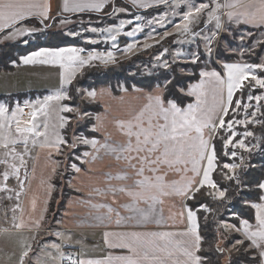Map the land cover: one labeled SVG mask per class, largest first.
<instances>
[{
	"label": "snow or ice",
	"instance_id": "6c2138e0",
	"mask_svg": "<svg viewBox=\"0 0 264 264\" xmlns=\"http://www.w3.org/2000/svg\"><path fill=\"white\" fill-rule=\"evenodd\" d=\"M132 4L140 8L153 7L154 5L164 4L170 8L181 5L187 8L182 15L180 23L173 25L178 33L184 36H191V41H182L194 43L197 40H203L205 51L204 55L212 58L214 47L221 32H227L225 23H247L260 24L264 26V0H232V2L221 3L220 0H206V2L193 3L192 0H132ZM107 0H74L69 4L65 0L64 10L73 12L84 11H102L108 7ZM111 13L106 15L118 14L128 11L127 8L112 5ZM50 6L41 5L35 2H25V0H0V32L5 29H14L5 37L14 39L17 36L31 35L35 29L24 27H15L22 21L31 16L40 17V23L49 19L48 12ZM227 21L221 17L225 15ZM206 17V22L214 23L215 31L206 35L204 29L199 31L193 30V25L201 16ZM136 21L140 20L137 16ZM70 21L61 19V24H67ZM156 23L163 26L162 19H156ZM133 24L132 20L127 22ZM152 23V21H149ZM126 27L121 21L118 26L101 29L110 33V39L115 42L117 35ZM87 30V29H86ZM95 32L97 29L92 28ZM143 31V26L135 23L130 31L126 32L127 36H135ZM79 35V33H70ZM171 33L166 32L165 36ZM241 41L244 36L240 37ZM95 42V41H93ZM27 43V40L24 41ZM264 43V42H259ZM134 44L126 46L124 51H131ZM144 48L152 47L151 44L145 43ZM84 50L77 48H44L34 51L29 55L22 57L24 64H33L39 60L44 64H58L65 69L63 74V84L71 85L75 79L76 68L90 64L94 60H101L104 63L115 62L113 52L105 54L88 53L86 56L81 55ZM165 53L167 49L163 50ZM180 56L181 53H176ZM201 53L194 52L191 55V63L197 65L200 61ZM160 66L165 69H171L172 64L163 56L157 57ZM223 70L226 76L215 70H202L199 72L200 82L193 84L185 91L180 87V81L175 82L169 78L167 85L175 89L180 94H186L195 98L194 103L181 107L176 100L169 99L166 91L170 90L165 86H157L152 91L144 93L146 103L134 111L127 120H117L116 124L119 131L126 137L125 141L117 143L111 139V135H105L103 143L96 138H87L84 136H75L69 144L60 132L53 130L49 133L47 123H38V114L48 116L46 109L49 107L48 102L55 99L56 101L71 100L67 91L60 92L53 96H48L43 102L37 101L35 104L25 102L26 107L34 110L30 114L29 121L24 127L21 122L16 120L17 113H22L23 109L17 105L16 111L11 113L13 123L9 122V109L0 105V129L4 130V135L0 136V149L4 150V159L0 164L6 165L4 171L0 172L3 183L0 184V192L14 193L17 200L21 195L24 184L27 180V173L24 174V180H21V167L25 166L24 156L28 151L29 137H31L32 146H37L38 138L39 147L55 148L56 153H61V146H68L73 149L77 143L90 146L96 153L103 149L106 153L115 155V158L124 160L132 174L125 173L120 179H131L132 185L122 187L120 192L125 193L131 203L123 207L132 213L127 217H121L119 212L109 207L106 217H96L98 220L111 219V214L115 212L117 216L116 223L119 225L123 221L144 224L156 219L160 209L157 204H163L164 199L177 196L183 201L179 216L186 218L188 224L186 230L180 233L174 232H106L105 241L109 248L127 249L130 255L108 256L105 260L92 259H73L71 255H66L61 249V243H51L46 245L47 248L54 250L56 255L48 253L50 258L55 262L57 259L63 264L64 260L70 264H112L115 260L117 264H214L213 256L218 254L228 258V264H233L232 253L236 252L241 255H251L255 262L258 258V264H264V178L254 179L246 182L243 173L251 165L246 163V157L240 152L247 153L249 156L254 149L264 152L261 142L246 143L248 137H254V133L247 130L249 123L264 124V119L257 120L256 113L261 112L264 107V63H224ZM72 70L69 71L68 69ZM262 74H257V72ZM206 85H212L213 105L211 108L206 107L207 89ZM260 89L261 94L253 95L254 89ZM247 89V94L244 90ZM127 93L128 88H122ZM135 92H143L142 89L134 88ZM80 99L94 101L98 96L105 94L111 95V89H103L97 92L94 89L86 90L81 93L76 89ZM240 92L239 96L236 93ZM255 102L254 104L252 102ZM249 109H253L249 111ZM59 112L77 114V119L91 118V113L86 110L81 112L79 107L73 108L67 104L59 106ZM243 113V118H240ZM264 116V112H261ZM59 127L65 128L68 125L69 117L59 116ZM97 124L93 126L92 131L99 132L103 128L100 116H96ZM243 128L245 131L239 132L237 129ZM50 135L55 139H50ZM215 141L220 144V153L217 152ZM23 145L24 151L18 152L17 145ZM51 156V152L49 153ZM83 157L95 159L91 152H84ZM75 159L81 162L85 161L81 156ZM239 162H234V161ZM16 161L19 163L17 164ZM69 167L74 172L79 173L81 168L77 163H71ZM239 170V171H238ZM169 173H175L181 176L180 180L168 181ZM10 176L15 177L19 183L20 190L9 188L7 181ZM219 181H229L234 188V195L239 196L241 193L248 194L254 187L255 194L259 202L245 201L249 207L256 210L255 224L247 219L241 220L240 224H230L226 221H220L217 229L215 243L209 244L205 249V238L200 233V224L198 221V209L212 211L208 204L200 202L194 206H188L187 201H197L201 197H208L217 203L226 205L232 197L228 195L229 188L222 187ZM250 184L252 187H250ZM99 191V190H97ZM8 199L12 196L7 195ZM141 204L146 207H140ZM20 206L16 205L12 211L15 213ZM35 207V201H33ZM98 207H103L102 205ZM39 226V221L35 222ZM13 227L21 229L25 227L22 221L18 222L13 217ZM239 234L232 240L228 246H223L228 235ZM57 237H63L62 233H55ZM179 237V238H177ZM31 245H25L20 254L19 264H24V258L28 257L31 251ZM218 264V261L215 262ZM235 264H239L236 261Z\"/></svg>",
	"mask_w": 264,
	"mask_h": 264
},
{
	"label": "crops",
	"instance_id": "0c3cea01",
	"mask_svg": "<svg viewBox=\"0 0 264 264\" xmlns=\"http://www.w3.org/2000/svg\"><path fill=\"white\" fill-rule=\"evenodd\" d=\"M115 1L117 0H107L109 6ZM121 1L140 12L147 11L154 7L167 6L159 4L153 7L140 8L134 6L132 0ZM25 2H35L50 6L48 12L50 18L83 14L100 15L109 7L99 12H73L64 10L63 6L65 0H25ZM68 2L72 4L74 0H68ZM148 2H151V0H148ZM220 2L228 3L232 2V0H220ZM245 2L247 3L248 0H245ZM255 2L258 3L259 0H255ZM31 18L40 19L38 16H31L28 19ZM221 19L225 22L227 21L226 13ZM214 23L213 21L201 26L202 29L205 30L206 35L211 34V31H215ZM225 26L228 31L221 32L219 38L226 35L227 38L233 39L236 34H238L239 37L247 35L250 38L257 30H263L258 36V39H264V26L258 23L247 24L243 22H232L230 25L225 23ZM15 27H17V25ZM10 30L12 31L14 29H5L0 32V35L4 32H11ZM206 89V107L211 108L214 103L212 85H206ZM29 92L35 91H28L26 93ZM39 92L44 93L41 91ZM144 93L147 92L133 91L124 93L121 97H115L111 92L112 98L110 99L112 100H110V104L101 102L102 112L97 116L101 117L103 128L99 132H94L99 136L98 140H100L101 143H103L104 136L108 134H110L111 139L117 143L125 141L126 137L119 131L116 121L129 119L134 111L144 105L146 103ZM11 95L16 94H3L0 97H9ZM26 101L27 100L22 103H16L14 107L19 105L21 108L24 107L26 109L27 107L24 105ZM9 110L11 109L9 108ZM12 110L16 111L14 108ZM40 119L41 118H37L38 123H42ZM11 122L13 121L11 120ZM20 122L24 123V125L27 123L24 119ZM96 124L97 121L94 119V125ZM40 139L41 138H38L37 146H32L31 137H29V145L32 151L31 158L27 160V152L24 156L26 162L25 166L21 167V180H24L25 172L27 173V180L19 200H17L20 207L16 209L14 216L17 218L18 222L22 221L25 227L21 229L14 228L13 217L11 216L7 217L5 215V217L0 220V264H19L20 254L24 250L25 245H31L32 250L29 252L28 257L24 258V264H61L59 259L54 262L48 255L49 252H51L52 255H56L54 250L46 247V245H50L51 243H61V250L75 249L79 259L105 260L110 255L113 257L130 255L127 249L109 248L105 241L104 234L106 232L135 231L180 233L186 230L188 221L186 218L179 216L183 201L177 196L165 198L162 205H156V207L160 209L156 217L159 223H156L155 220L144 224H137L135 221H123L118 225L116 223L117 216L115 212L111 214L110 220L96 219L98 216L106 217L109 207L118 211L121 217L132 215V213L123 207V205L131 203L130 198L125 193L119 191L122 187L131 186L132 180L118 178L125 173L131 175L132 170L128 168L124 160L118 161L115 155L106 153L103 149H101L99 153H96L90 146H85V148L87 152L93 153L95 159L82 156L87 162L79 161L81 164V171L79 173L74 172L73 177L66 183L67 189L71 195L67 198L64 210L56 221L48 219L49 205L55 194L54 180L57 177L59 163L61 161L59 160L60 154L56 153L55 148L38 146ZM16 147L23 148V145L18 144ZM50 152L51 156H49ZM1 156L2 152L0 153V158ZM16 163L18 164L19 162L16 161ZM13 179L16 180L15 177H13ZM180 179L181 176L175 173H169L167 176L168 181ZM16 182L18 181L16 180ZM16 189L18 191L20 190L18 186ZM33 201H35V207H33ZM100 205L103 207H98ZM140 207H146V205L141 204ZM14 208H16V206ZM10 212H12V210H10ZM36 221H39V226L36 225ZM57 232L62 233L63 237H70V239L57 237L55 235ZM112 264H117V262L113 260Z\"/></svg>",
	"mask_w": 264,
	"mask_h": 264
},
{
	"label": "rangeland",
	"instance_id": "374dc122",
	"mask_svg": "<svg viewBox=\"0 0 264 264\" xmlns=\"http://www.w3.org/2000/svg\"><path fill=\"white\" fill-rule=\"evenodd\" d=\"M193 3H200V2H206V0H192ZM127 4V3H125ZM128 5V4H127ZM129 6V5H128ZM131 7V6H130ZM126 8V7H123ZM158 7L151 8L149 10H154ZM128 11L126 12H120L118 14H112V15H101L102 18H99L97 20L91 21V20H85V19H77L75 20L74 16H67V17H52L50 19H47L44 21V29L38 28V25L34 23L33 25L29 27H24L28 29H35L36 31L32 32L31 35L27 36H17L14 39H8L5 38L7 34L0 37V46L7 45V44H17L20 42H23L25 40L35 42V39L42 35V37H46L48 33L53 34H63V36L67 39L74 40L76 45L78 47H71V48H77V49H83L84 51L80 53L81 55L86 56L88 53H94V54H105L109 51L113 52L115 56V62H108L104 63L101 60H94L90 64L85 65L80 68H76L75 71V79H73L71 85H65L63 84V74L65 73V69L61 68L58 64H44L40 63L39 60H37L36 63L33 64H24L22 58L19 61V64H14V71L10 73L6 72H0V96L5 94H13L19 95L21 93L25 94H38L35 97H32L30 99H27V103L29 104H35L37 101L43 102L46 97L48 96H55L56 94L60 92L67 91L68 95L71 97H76L78 100H63V101H56L55 99L48 102L49 107L46 109L48 112V116L45 117L43 115L38 114L37 118H41L42 123H47L49 125V133L51 134L53 130L60 132L61 135L64 136L66 140L69 141V144H71L73 138L77 135L82 136L79 134L80 129L85 130L88 128V120L89 118H84L82 120L77 119V114L75 112L73 113H62L59 112V106L61 104H67L69 106H72L73 108L79 107L80 111H87L88 109L85 108V106L80 105L81 103H85L87 106H100L101 102L110 104V98H112V95H103L98 96L96 100L94 101H86L80 99V96L77 94L76 89H80L81 93L85 92L87 89L85 87H79L74 90H71V86L75 83L78 77H88L91 73L97 72L98 75L102 74V72L110 73V72H120L124 71L126 72V76H135L137 73L138 76L141 77H150L152 75H155L158 71H169L172 72L173 69H176V73L183 77H191L192 72L189 70L183 69L181 66L184 65H193L191 61V55L194 52H199L204 55L205 46L203 43V40H197L194 43L189 42H182V41H191V36H184L182 33H178L177 29L173 27V25L178 24L182 20V15L185 11H187V8L183 5L179 7H173L170 8L167 6H162V9L159 10V12H149L147 14H134L129 8H127ZM148 11V10H147ZM111 13V12H108ZM139 16L140 20L136 21V17ZM61 19H67L70 21L67 24H61ZM111 19L116 20V25L118 26L121 21H123L126 25V27L120 32L119 35H117V39L115 42H113L109 37L110 33L107 31H100L101 29H108L109 27L105 26L107 22ZM156 19H162L163 20V26L161 24H158L155 22ZM106 20V21H103ZM129 20L133 21L132 25H129L127 22ZM149 21H152V23H149ZM135 23H139L143 26V31L137 33L135 36H127L126 32L130 31L132 27L135 25ZM206 22V17L201 16L200 19L193 25V30L199 31L202 29V25L204 26ZM113 27V26H112ZM92 28L97 29V31L93 32L91 31ZM87 29V30H86ZM13 31V30H12ZM169 32L170 35L165 36V33ZM212 32V31H211ZM70 33H79V35H71ZM226 36V35H223ZM221 36L217 39L214 47V52L212 58L206 57V62L203 64H197L199 67H201L202 70H215L221 73L222 76H226V72L223 70V64L225 61H219L217 59V56L219 54H224L226 56H235L237 57V61L233 63H246L243 59L244 56H250L252 58H257L255 53H258L260 51V47L264 43V39H258L256 36L250 37L247 35H244L245 40L241 41L238 34H236L233 39L227 38ZM249 38V39H248ZM95 41V42H93ZM145 43L151 44L152 47L144 48L143 45ZM134 44L135 47L131 51H124L127 45ZM26 45V44H25ZM69 49V48H66ZM167 49L168 51L165 53L163 50ZM181 53L180 56H177L176 53ZM255 54V55H254ZM163 56L166 58L171 64V69H165L162 66H160L157 57ZM201 60V56H200ZM259 63H264V53L262 54L261 58L258 59ZM216 65L218 67V70L213 68V65ZM175 66H178L176 68ZM196 66V65H193ZM69 71L72 69L69 68ZM136 74V75H137ZM257 74H262L259 71ZM94 76V75H93ZM102 76V75H101ZM95 78V77H94ZM99 78V77H96ZM200 80L197 82L199 83ZM89 83V81H87ZM195 83V84H197ZM167 85V83H164L163 86ZM126 85L123 83L122 86H119L116 90L120 91V97L125 92L122 91V88H124ZM192 86V85H191ZM190 86V87H191ZM189 87V88H190ZM108 89V88H107ZM258 89V88H257ZM28 91H35V92H29ZM37 91V92H36ZM44 92V93H40ZM98 92V91H97ZM112 92V90H111ZM147 92L148 91H143ZM19 93V94H18ZM114 95V93L112 92ZM184 96H187L186 94H182ZM13 96V95H11ZM115 96V95H114ZM115 96V97H119ZM188 98L193 100L194 103V97L187 96ZM18 103V100L13 101V105L10 108L8 101L1 102L0 105L6 106L8 109L10 108L8 113L9 122H11V113L14 111L13 108L16 109L17 107H14L15 104ZM255 103L254 101L252 102ZM25 105V104H24ZM22 113H17L16 120L23 121L26 120L27 122L30 119V114L34 110L31 107H27L26 109L23 107ZM253 109H249V111H252ZM66 116L69 117L68 125L65 128L59 127V116ZM243 113H241L240 118H243ZM256 119H260V112L256 113ZM13 128H15V122L13 121ZM24 123H21V127L25 126ZM261 124L259 123H249L247 130L251 132H255L257 128L260 127ZM92 128H89L90 132L94 133L95 131H92ZM239 132L245 131L243 128L237 129ZM64 132L66 135H64ZM4 135V130L0 129V136ZM66 136V137H65ZM98 136V135H97ZM255 137V135H254ZM254 137H248L246 140V143L252 144L257 143V139ZM50 139H55L54 136L50 135ZM86 145H82L77 143V147L75 149L68 147V146H61V153L59 160L61 161L59 163V171L57 172L58 179L68 178L69 174L72 172L74 173V170H72L69 165L71 164L72 160L76 161V156H83V153L80 151L85 148ZM21 149V150H20ZM18 152H23V148L17 147ZM257 150L254 149V154ZM2 152V156L0 160H3L4 157V150L0 149V153ZM28 154H27V160H30L31 158V146H28ZM240 152L247 158L246 163H248V157L249 155L247 153H243L242 150ZM251 154V155H252ZM79 162V161H78ZM234 162H239L234 161ZM6 168V165L0 164V172L4 171ZM239 171V170H238ZM55 181V180H54ZM3 183L2 177H0V184ZM65 183H67L65 181ZM7 185L10 188L16 189V187H19V183L16 182L15 179H13L12 176H10L9 180L7 181ZM17 190V189H16ZM63 190L60 191V194H62ZM7 195L12 196L11 199L7 198ZM0 192V220L5 217H14L15 213L10 210H13L14 207L18 204L17 199L15 197L14 193H8V194ZM202 212H206L202 209H200ZM255 210V209H254ZM207 211L206 213H208ZM1 224V223H0ZM1 229V228H0ZM239 234L232 233L227 236V238L224 241L223 246H228L232 240L238 237ZM239 253L233 252L232 253V261L239 256ZM239 258V257H238ZM251 259V258H250ZM222 264H228V258L224 256Z\"/></svg>",
	"mask_w": 264,
	"mask_h": 264
},
{
	"label": "trees",
	"instance_id": "16d2710c",
	"mask_svg": "<svg viewBox=\"0 0 264 264\" xmlns=\"http://www.w3.org/2000/svg\"><path fill=\"white\" fill-rule=\"evenodd\" d=\"M112 5H116L119 7H126L129 8L135 15L142 13L147 14L149 12H159L162 7H158L154 10H148L144 12L137 11L133 9L132 7L125 4V2L121 0L115 1L113 4H111L105 12L102 14L105 15V13L111 12ZM93 15V14H83V15H77L73 18L75 20L77 19H85V20H97L99 18H102L101 15ZM106 21V20H103ZM36 23L38 25V28L44 29V24L40 23V19L38 18H31L24 22H22L20 25H17V27H29ZM116 25V20L111 19L107 22L105 26L112 27ZM11 31V30H10ZM263 30H257L254 32L252 36L254 38L259 36ZM8 32H4L1 36H4ZM251 36V37H252ZM226 36H223L224 38ZM26 44V45H25ZM71 47H78L74 40L67 39L63 36V34L55 33L51 34L48 33L46 37L39 36L35 39V42L27 41V43L20 42L17 44H7L0 46V72H6L10 73L14 71V64H19L20 59L25 56L29 55L30 53L34 51H38L40 49L44 48H50V49H56V48H71ZM264 53V44L261 45L260 51L258 53H255L257 58H252L250 56H244L243 59L246 63L256 64L259 63L258 59L261 58L262 54ZM254 54V55H255ZM217 59L219 61H225V63H233L237 61V57L235 56H226L224 54H219L217 56ZM206 62V57L201 53V60L198 64H203ZM213 65V64H212ZM178 68V66H175ZM184 67L185 70H189L192 72V76L190 77H183L176 73V69H173L172 72L169 71H158L155 75H152L150 77H141L138 76V74L135 76H126V72L120 71V72H102V74L98 75L97 72L91 73L88 77H78L73 86H71L72 92L79 87H85L87 90L94 89L96 91H99L101 89H111L115 96L120 95V91L116 90L119 86H122L124 83L126 88H128V92H133L134 88L142 89L143 91H152L153 88L157 86H163L164 83H167L169 78H173V81L179 80L180 81V87H184L185 91H187V88H189L191 85L197 83L200 80L199 72L201 71V67L199 65L193 66V65H184L181 66ZM183 68V69H184ZM213 68L218 70V67L216 65H213ZM94 75V76H93ZM102 75V76H101ZM95 77V78H94ZM99 77V78H96ZM89 81V83H87ZM167 88L170 90L166 91V95H168L169 99H174L181 107H186L187 104L193 103V100L188 98L187 96H184L177 92L175 89H171L170 85H167ZM245 94H247V89L244 90ZM253 95H259L261 94L260 89H254L252 91ZM38 94H19V95H13L9 97H0V103L4 101H8L10 108L13 105L14 100H18L19 103H22L23 101L30 99L32 97L37 96ZM240 92L236 93V96H239ZM73 100H78L76 97H72ZM80 105L85 106L87 108V112L91 113V118L88 120V128L85 130L79 131V134L87 137V138H96L99 139V136L93 134L88 130L92 126H94V119L97 115H99L102 112V108L100 106L94 107V106H87L85 103H81ZM261 112H264V107L261 108ZM260 112V119H264V116H261ZM64 135L66 133L64 132ZM254 135L258 142H261V147H264V124H261L259 128H257L254 132ZM66 137V136H65ZM217 152L220 153V144L218 141H215ZM257 151L248 157V162L253 165L250 167L246 172L243 173V178L246 182H251L254 179L264 178V152L256 149ZM87 151L86 149H82L80 152L84 153ZM71 163H77L79 167H81V164L76 160ZM73 173L71 172L68 176V178L58 179L59 175L55 178L54 181V187H55V194L53 197L52 202L49 205V213H48V219L57 220L62 211L64 210L67 198L71 195L70 192L67 189V185L65 183L68 182L69 179L73 177ZM222 187H228L229 192L228 195L232 197L230 202L226 205H221L217 203L216 201L212 200L208 197H201L197 201L188 200L186 203L188 206H194L200 202L208 204L209 208L212 209V211H209L208 213L202 212L200 209H198V221L200 224V233L205 238V245L204 248L207 249L209 244L215 243V238L217 236V229L220 221H226L230 224H237L239 225L241 220L247 219L250 223H255V210L248 206L245 201H251V202H259L257 199V196L255 194L254 187L252 188V191L248 194L241 193L239 196L234 195V188L231 186V182L229 181H219ZM250 187L251 184H250ZM63 190L62 194H60V191ZM239 257V258H238ZM233 262L235 264L236 261H239V264H258V258L254 262L252 260L251 255H239ZM251 258V259H250ZM214 264L216 261H218V264H222L224 256L214 254L213 256Z\"/></svg>",
	"mask_w": 264,
	"mask_h": 264
},
{
	"label": "built area",
	"instance_id": "2783aa9c",
	"mask_svg": "<svg viewBox=\"0 0 264 264\" xmlns=\"http://www.w3.org/2000/svg\"><path fill=\"white\" fill-rule=\"evenodd\" d=\"M66 255H71L73 257V259H77L78 258V253L75 249H63L62 250ZM61 263V262H60ZM63 264H70L69 261L64 260Z\"/></svg>",
	"mask_w": 264,
	"mask_h": 264
},
{
	"label": "bare ground",
	"instance_id": "6f19581e",
	"mask_svg": "<svg viewBox=\"0 0 264 264\" xmlns=\"http://www.w3.org/2000/svg\"><path fill=\"white\" fill-rule=\"evenodd\" d=\"M24 125V124H23Z\"/></svg>",
	"mask_w": 264,
	"mask_h": 264
}]
</instances>
